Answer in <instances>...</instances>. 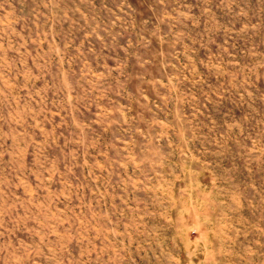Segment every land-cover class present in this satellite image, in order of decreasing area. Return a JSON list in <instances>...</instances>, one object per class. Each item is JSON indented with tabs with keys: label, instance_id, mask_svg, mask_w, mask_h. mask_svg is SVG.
Listing matches in <instances>:
<instances>
[{
	"label": "rangeland",
	"instance_id": "rangeland-1",
	"mask_svg": "<svg viewBox=\"0 0 264 264\" xmlns=\"http://www.w3.org/2000/svg\"><path fill=\"white\" fill-rule=\"evenodd\" d=\"M0 264H264V0H0Z\"/></svg>",
	"mask_w": 264,
	"mask_h": 264
}]
</instances>
